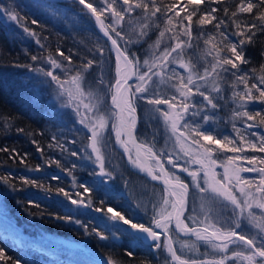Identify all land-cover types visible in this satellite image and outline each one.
Returning a JSON list of instances; mask_svg holds the SVG:
<instances>
[{"label": "snow or ice", "instance_id": "1", "mask_svg": "<svg viewBox=\"0 0 264 264\" xmlns=\"http://www.w3.org/2000/svg\"><path fill=\"white\" fill-rule=\"evenodd\" d=\"M75 3L106 39L101 43V37L97 36L96 44L83 55L71 50L66 55L59 48L55 54L31 55V61L36 63L28 66L43 76L49 87L54 85L53 91L62 107L71 109L68 117L73 129L76 124L86 129L87 144L82 149L72 151L66 147L75 145L76 138L61 143L54 135L51 140L55 146L73 157L84 152L86 159L98 168L93 175L111 179L112 172L105 167V149L114 135L115 142L128 154L129 162L146 171L153 181L162 183L159 197L145 205L147 225L133 223L111 207L107 212L112 214L110 219L129 225L150 240L152 247L167 252L170 264H264V155H248L264 154V134L250 131L264 126V109L249 108L255 102L264 104V65L249 72L240 67L249 63L245 47L258 33L264 34V0H75ZM0 16H6L42 49L45 47L27 17L20 15L18 5L0 4ZM30 23L37 25L38 21L32 19ZM137 45L144 48L141 55L132 50ZM110 53H115L114 64ZM74 57L78 62H74ZM41 64L50 67L46 69ZM106 66L108 72L114 73L110 78ZM94 72L98 75L89 82L87 77ZM229 89L231 97L226 95ZM222 100L226 104L230 100L234 105L232 136L213 135L204 128L215 120ZM140 101L165 130L167 138L159 151L152 143L137 141L136 113ZM31 143L43 155L39 142L33 139ZM130 144L136 149L135 155ZM49 147L53 145L50 143ZM0 152L9 154L10 159L18 158L21 164L26 162L27 153L21 155L16 148L0 147ZM141 152L150 161L147 167ZM165 159L171 169L179 168L190 181L166 168ZM180 160L183 165L178 163ZM48 162L60 166L59 160ZM34 170L39 171V166ZM244 173H255L256 177L250 179ZM20 179L24 185L40 186L36 180ZM0 184L16 190L9 175H0ZM80 187L84 193L90 192L83 184ZM57 191L72 204H85L80 192L73 199L63 188ZM57 219L87 230L86 225L71 216ZM245 228L249 230L245 232ZM92 231L100 240L109 238L96 229ZM181 234L203 241L213 250L212 254L200 259L184 258L175 244L180 243L181 251L185 248L191 251L195 244L179 241ZM133 255L127 252V256ZM10 260L0 248V264H8ZM103 264L117 262L108 259Z\"/></svg>", "mask_w": 264, "mask_h": 264}, {"label": "trees", "instance_id": "2", "mask_svg": "<svg viewBox=\"0 0 264 264\" xmlns=\"http://www.w3.org/2000/svg\"><path fill=\"white\" fill-rule=\"evenodd\" d=\"M9 3L18 5L20 15L27 17L29 26L41 37L45 47L42 49L34 38L24 34L6 16H0V147L16 148L21 155L27 153L26 162L21 164L18 158L10 159L9 154L0 152V175H9L16 188L13 190L9 185L0 184V248L11 258L8 264L15 260H19L20 264H103L102 260L108 259L115 260L117 264H170L167 252L143 245L127 233L126 228L121 230L128 237L115 239L113 230L117 232L116 227L122 228L126 224L121 221L115 224L110 219L111 213L107 212L111 207L133 223L147 225L149 217L138 211L136 203L140 198L147 199L148 203L158 198L162 186L138 173L111 141L105 149V167L112 172L109 179L93 175V172L98 173V168L86 159L84 152L79 157H73L68 152L62 153L51 140L54 135L61 143L65 139L76 138L78 142L75 145H66L76 151L87 144L86 129L79 124L73 129L68 117L71 109L62 107L53 91L54 85L49 87L43 82V76L30 70L28 66L36 63L31 61L30 56L55 54L57 48L66 55L70 50L83 55L100 36L92 21L81 12V6L73 2L0 0V4ZM32 19L38 24L32 25ZM155 38L152 35V40ZM103 40L101 37V43ZM132 50L141 55L144 48L137 45ZM244 53L249 63L241 65V69L245 72L259 70L264 65V34L258 33L255 40L245 47ZM108 55L113 57L112 53ZM74 62H78V58L74 57ZM40 66L50 67L47 64ZM56 71L59 73V70ZM105 71L107 73V66ZM97 75L98 72L92 73L87 77L88 81L92 82ZM226 95L231 97L230 89ZM220 102L225 103L223 100ZM228 105L231 106L230 100L218 110L224 119L231 112L226 107ZM249 108L252 111L261 110L264 104L255 102ZM6 123L8 127H5ZM21 128L25 131L19 132ZM204 128L212 131L211 126L204 125ZM257 130L264 132V126ZM136 136L140 142L154 144L157 151L164 147L167 138L162 124L151 118L142 101L137 105ZM33 139L44 149L43 155L31 143ZM50 143L53 147H49ZM49 160H59L60 166L54 162L50 164ZM178 163L183 165L184 161ZM164 165L181 175L186 182L190 181V177L180 172L179 168L171 169L166 159ZM37 166L39 171L34 170ZM54 176L58 179H53ZM21 177L36 180L40 186L24 185ZM81 184L90 192L84 193ZM59 188L71 193L73 199L78 198L75 193H82L85 204H72L57 191ZM97 208L102 210L97 211ZM64 216L79 220L87 226V230L78 224L57 219ZM92 229L103 232L109 238L100 240ZM179 241L195 244L191 251L183 249L187 258H204L196 246L204 242L180 236ZM128 251L134 255L127 256ZM84 254L88 255L86 259Z\"/></svg>", "mask_w": 264, "mask_h": 264}, {"label": "rangeland", "instance_id": "3", "mask_svg": "<svg viewBox=\"0 0 264 264\" xmlns=\"http://www.w3.org/2000/svg\"><path fill=\"white\" fill-rule=\"evenodd\" d=\"M155 40V39H154ZM112 61H113V64H114V60H115V54H113L112 53ZM111 73L112 72H108V68H107V76H108V78H110V75H111ZM114 73H112V75H113ZM110 101V100H109ZM110 103V102H109ZM221 103V102H220ZM222 105H224L225 106V104L226 103H221ZM226 107H228V108H230L231 109V111H232V107H234V105H231V106H226ZM148 109V108H147ZM225 109V108H224ZM136 115H137V113H136ZM223 114H221L218 110H217V112H216V117H215V120L214 121H209L207 124H205L206 126H211V128H212V131H210V133H212L213 135H216V134H221V135H228V136H232V135H234V133H233V129H232V121H231V112L228 114V115H226V116H228L226 119H224L223 117ZM237 126H239V124L237 125ZM208 131V130H207ZM250 131H254V132H257V134H264V132H260V131H258L257 130V128H254V129H251ZM209 132V131H208ZM111 142V144L112 145H114V147L115 148H117L118 150H120V152L122 153V155L125 157V159H127L128 160V154L124 151V148L123 147H121V145L120 144H118V143H116L115 142V137H114V135L113 136H111V140H110ZM248 155H257V156H261V155H264V154H262V153H251V152H249L248 153ZM133 165V164H132ZM133 167H134V169H136V170H138L137 169V166H134L133 165ZM219 171V170H218ZM245 177H247V178H255L256 177V174L255 173H244L243 174ZM1 197H2V194H0V201H1ZM0 204H1V202H0ZM145 205H148V201H147V199H144V198H140V200L136 203V206H137V209H138V211H140V213H145ZM0 207H2V205L0 206ZM112 215V214H111ZM113 222L115 223V224H118V222H116V220H113ZM128 225H126V226H124V227H122V228H120V227H116L117 228V230H119V231H114L113 230V233H112V236L113 237H115V239H117V240H119L120 239V237H128L127 236V234H124L123 232H122V230L121 229H125L126 227H127ZM249 229L248 228H245V232H247ZM122 232V233H121ZM201 242H203V241H201ZM132 243L135 245V242L134 241H132ZM131 243V244H132ZM196 246H197V248L199 249V250H201V252L202 253H200L202 256H204L205 254H207V255H211L212 254V249L210 248V246H208V245H206L205 243H203L202 245H200V244H196ZM175 247L177 248V252H178V254H181V255H183V257L184 258H186V259H191V258H187V253L184 251V250H182L181 251V245H179L178 243H176L175 244ZM160 251H162V252H165V251H163V250H160ZM87 253V252H86ZM83 254V253H82ZM88 254V253H87ZM199 253L197 254V255H200ZM88 255H86V254H84V258L85 257H87ZM86 259V258H85ZM100 259V258H99ZM193 259V258H192ZM100 260H102V259H100ZM103 262H104V260H102ZM84 262H86V261H84ZM98 262H96V264H97Z\"/></svg>", "mask_w": 264, "mask_h": 264}, {"label": "water", "instance_id": "4", "mask_svg": "<svg viewBox=\"0 0 264 264\" xmlns=\"http://www.w3.org/2000/svg\"><path fill=\"white\" fill-rule=\"evenodd\" d=\"M49 1L73 2V3H75V0H49ZM94 27H95V26H94ZM95 29H96V31L98 32V34L102 37V34L99 33L98 29H97L96 27H95ZM102 38H103V37H102ZM104 39H106V38H104ZM108 43H109V45H110V42H108ZM137 141H138V139H137ZM138 142H139V141H138ZM129 147L132 149V151H133V155H135V151H136L135 147H134L133 145H131V144L129 145ZM141 156H142V159H143V162H144V167H147V166L149 165L150 161H148L147 157L144 155L143 152H141ZM140 172H141V173H142L147 179H149L150 181L162 185V183H161L160 181H153V180L151 179V177L147 174L146 171L140 170ZM162 186H163V185H162ZM128 232H130L132 235H134L135 237H137L138 239H140L144 244H152V242H151L150 240L145 239V238L143 237L142 234L137 233L135 230L131 229V227H128ZM180 236H182V237H188V236H184V235H182V234H181ZM190 238H195V237L192 236V237H190Z\"/></svg>", "mask_w": 264, "mask_h": 264}, {"label": "bare ground", "instance_id": "5", "mask_svg": "<svg viewBox=\"0 0 264 264\" xmlns=\"http://www.w3.org/2000/svg\"><path fill=\"white\" fill-rule=\"evenodd\" d=\"M139 170H141V168L137 167Z\"/></svg>", "mask_w": 264, "mask_h": 264}]
</instances>
